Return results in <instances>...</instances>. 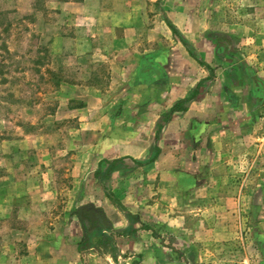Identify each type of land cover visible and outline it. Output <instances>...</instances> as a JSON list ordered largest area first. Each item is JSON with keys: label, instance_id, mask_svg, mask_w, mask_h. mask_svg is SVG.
Listing matches in <instances>:
<instances>
[{"label": "rangeland", "instance_id": "rangeland-1", "mask_svg": "<svg viewBox=\"0 0 264 264\" xmlns=\"http://www.w3.org/2000/svg\"><path fill=\"white\" fill-rule=\"evenodd\" d=\"M143 3L133 47L170 51L175 39L161 22L167 15L190 42L204 50V41L210 43L214 70L225 66L221 74L231 79L229 92L240 103V118L230 120L235 128L215 131L229 133L218 139L239 150L213 157L221 160L197 183L190 232H166L164 239L190 264H264V0H0V264H94L86 246L117 253L115 244H99L103 235L90 230L87 209L79 212L87 227L82 251L68 235L76 204L72 169L86 161L93 144L80 133L76 110L118 91L108 87L110 67L118 62L110 42L123 28L98 26L95 16L134 15ZM150 29L158 40L144 45L141 34ZM80 84L89 87H74ZM215 89L221 93V84ZM85 98L95 104H84ZM204 158L198 152L197 159ZM224 158L240 160V167ZM135 171L128 174L140 176Z\"/></svg>", "mask_w": 264, "mask_h": 264}, {"label": "crops", "instance_id": "crops-1", "mask_svg": "<svg viewBox=\"0 0 264 264\" xmlns=\"http://www.w3.org/2000/svg\"><path fill=\"white\" fill-rule=\"evenodd\" d=\"M143 4L144 7L134 15L128 10L95 16L94 24L98 26L123 28L122 34L110 42L112 56L118 62L110 67L108 87L118 91L108 99L96 95V104L85 98L84 104L96 106L87 105L76 110V116H80L82 122L79 131L86 132V137L91 136L93 144L89 146L91 153L86 156V161L74 164L72 169L75 191L71 196L76 204L68 224V235L78 249L84 240L85 228L75 213L88 206L87 211L93 210L98 220V234L111 235L112 244L117 247L116 254L99 253L91 246L84 250L89 258H93L89 260L94 264H190V259L182 256L173 242L168 244L163 234L190 232L191 219L194 223L197 215L194 208L197 183L206 181V175L212 174L221 160L213 158L219 151L225 154L227 148L239 150L235 145H227L225 138L218 139L223 134L228 138L231 136L225 131L218 134V129L225 124L235 128L230 120L235 116L240 118V113L237 108L239 98L229 92L231 79L222 75L225 66L219 71L214 70L213 47L204 41V50L202 44L198 47L196 41L190 42L191 35H185L181 26L166 15L161 22L171 33L169 36L175 39L170 51L156 47L153 53H148L150 51L146 49L134 48L139 40L135 34L138 22L135 21L137 17L144 18L142 12L146 3ZM154 4L160 14L165 12L162 3ZM168 24L175 28L176 35ZM141 36L144 45L159 37L152 29ZM182 40L190 46L186 48ZM220 84L222 91L215 94V88ZM146 89L150 95L144 94ZM194 90H197L196 96L185 105L186 109L173 113L170 120L163 123V115ZM198 152L204 153L203 162L197 159ZM120 160L123 163L115 164L103 184L100 183L96 173L102 174L109 163ZM222 161L228 166L234 163L233 168L240 167L237 165L240 160L224 158ZM198 168L204 175H198ZM130 170L134 174H138L135 170L141 171L140 176L129 175ZM240 195L234 196L238 199ZM117 203L122 205L123 211Z\"/></svg>", "mask_w": 264, "mask_h": 264}, {"label": "trees", "instance_id": "trees-1", "mask_svg": "<svg viewBox=\"0 0 264 264\" xmlns=\"http://www.w3.org/2000/svg\"><path fill=\"white\" fill-rule=\"evenodd\" d=\"M168 26H169V28H170V30L172 31V33H174L175 35L177 34V32H176V30H175V28L171 25V24H168ZM182 42V44L186 47L187 46V43L185 42V41H181ZM187 48V47H186ZM196 93H197V90L195 91H193L192 93H190V95H189V97L188 98H186V99H184V100H182V101H179V102H177L176 104H174L173 105V107L169 110V112L168 113H166V114H164L163 115V117H162V122L163 123H167L169 120H170V118H171V116H172V114L173 113H175V112H179V111H184L185 109H186V104L188 103V102H190L191 100H193L194 98H195V96H196ZM119 162H122V160H120V161H116V162H112V163H109L108 164V166H107V169H105L103 172H102V174L100 173L99 174V171L96 173V178L98 179V181L100 182V183H102L103 184V181L108 177V173H110L112 170H114V165L115 164H117V163H119ZM123 163V162H122ZM110 164H112V165H110ZM136 164H139L138 162L136 163ZM102 177V180H101V177ZM108 197L115 203V199L113 198V196L112 195H110L109 193H108ZM120 210H122L123 211V208L120 206V205H116ZM85 209H88V206H85V207H82V208H80V209H78V210H76V215H77V217H78V219H79V221L83 224V222H84V233H85V231H87V227L85 226V221H86V219H84L80 214H79V212L81 211V210H84L85 211ZM85 213L87 214V219H88V221L90 222V230H98V227H99V224H98V220H97V218H96V215H94V211L93 210H89V211H85ZM112 234H114V233H112ZM115 234H118L117 232L115 233ZM103 242H102V244L101 245H104V246H107V245H109V246H111V249H113V240H112V237H111V235L109 236V237H107V236H104L103 235ZM85 243H86V241H82L79 245H78V249H80V250H83L81 247H82V244L83 245H85ZM86 248H88L87 246H86ZM85 248V249H86Z\"/></svg>", "mask_w": 264, "mask_h": 264}]
</instances>
